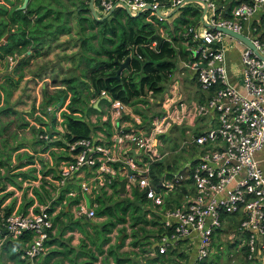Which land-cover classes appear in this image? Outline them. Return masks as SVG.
<instances>
[{
	"label": "built area",
	"instance_id": "built-area-1",
	"mask_svg": "<svg viewBox=\"0 0 264 264\" xmlns=\"http://www.w3.org/2000/svg\"><path fill=\"white\" fill-rule=\"evenodd\" d=\"M186 1L192 0H94L98 12L107 13L116 6H126L130 11L148 12L159 20L164 18L162 11L182 6ZM200 1L202 6L198 9L203 15L181 31L187 50L183 64L194 72L199 87L207 92L204 99L188 111L208 117L212 123L182 143L187 149L197 147L196 151L177 169H167L157 181L161 189L156 188L150 168L161 154L155 149L151 132L155 129L163 132L166 124L173 123V116L181 117L165 110L152 120L149 132L143 128L125 130L120 124L110 144L91 135L68 140L65 148L69 158L63 162L56 181L64 184L86 165L111 176L122 169L126 175L125 190L137 187L143 197L157 205L163 204L165 191L185 185L180 203L164 211L156 251L164 253L184 239L196 240L197 263L208 256L215 242L217 249L227 242L240 248L246 261L264 264V35L253 19L264 0H240L232 6L226 0ZM215 26L242 33L252 46ZM234 40L240 45L241 89L230 83L227 72L225 49L232 46ZM147 45L155 48L156 41ZM6 57L11 66L15 54ZM100 94L108 96L115 115L126 111L127 104L120 98L112 97L105 89ZM45 107L53 110L51 104ZM132 116L141 123L139 114ZM38 137L51 141L54 136L43 130ZM126 143L143 151L145 157H141V163L137 164L135 158L128 155ZM116 147L121 149V155L114 154ZM115 160L121 163L117 168L112 166ZM128 168L131 173H127ZM111 176L104 180L110 182ZM81 187L87 190L88 184L82 182ZM75 212L77 216L95 214L92 207L82 203ZM51 230L47 205L27 212H8L0 206V242L27 231L32 233L20 254L28 264H42L37 258L45 253V240Z\"/></svg>",
	"mask_w": 264,
	"mask_h": 264
},
{
	"label": "crops",
	"instance_id": "crops-1",
	"mask_svg": "<svg viewBox=\"0 0 264 264\" xmlns=\"http://www.w3.org/2000/svg\"><path fill=\"white\" fill-rule=\"evenodd\" d=\"M226 1L229 2L231 0ZM0 2H5L9 7L16 6V8H19L18 6L21 4L22 0H20V2L18 0H11L12 3L5 0H0ZM220 2L223 1L218 0V3ZM36 5L39 8L38 12H42L45 8L48 9V7L54 8V11H57L59 16H62L61 13H63L62 19H52L54 11L51 9L52 11L38 22V26L35 30L37 36L40 38V44L33 47L30 43L26 45L25 50L21 53H9L12 55L15 54V61L11 66H9L6 57L8 54L3 58H0V64H4L5 67H7L5 70H9L10 73H13L16 66V70L20 69L21 71L19 72H22L24 65H28L34 58H39L44 54L48 55L50 52L52 53L57 50H62L63 47L60 46L61 43L59 41L66 39L70 40L69 37L77 36L80 42L71 43L70 47L67 48V50L71 48L73 49L72 54H65L62 58L68 57L66 60L74 64L72 60H74L73 57L76 56V69L79 70V74H74L72 76H78V80L80 81L79 86H75V90L77 91L76 96L79 98L77 103L82 107V109H79V112L76 113L81 116L87 124H89L91 128L90 135L102 142L110 144L111 137L114 134L116 127L120 124L125 130H139L143 128L145 131L149 132L152 127V120L165 110L171 111L174 115H177L178 113L181 117L177 118L173 116V123L171 125L166 124L164 126L165 131L160 132V130L155 129L151 134L152 141L156 147L155 149L161 153L159 158L157 157L155 160L163 163L160 176L167 169H177L180 167L182 162L190 157L191 152L194 153L197 148L191 146L190 149H187L182 146V143L189 140L192 135L201 132V130H194L189 134L186 132V127L187 129L191 127L196 129V120L192 121L194 116L202 118L190 113L188 109L198 101L203 100L207 94V92L203 91V93L196 96L193 94V91L191 92V87L194 82H185L182 68H188L183 64V60L187 57V50L182 43L181 31L186 24L190 23L183 21L184 17L186 16L189 18L191 22L197 21L200 19L201 15H203L202 10L200 11L198 7H194L192 4H189L190 7H186L187 5L173 7L169 10L166 9V11H162L164 18L161 20L157 19L154 15H150L148 12L144 14V17L140 22L145 24H147V22L152 23L155 33L170 40L177 51V53L169 58L173 64L171 67L172 72L169 74L168 69H166V71H168L167 77L160 81V88L158 90L145 86L142 91L131 99V102H125L127 104V109L123 114L115 115L111 112L108 96H103L100 93L94 94V87L92 82H90L88 75H83L84 73L82 74L83 71L88 72L93 69L98 62L101 61L103 63L107 57V53L104 49L98 46V41L96 39H93V43L99 48L97 52L95 49L87 48L86 43H83L84 41H82L86 38V34L90 28L85 21H83L85 29H83L84 31L80 30L81 26L76 9L78 6L83 7L85 5L89 8V0H78L77 3H73L72 0H51L50 2L49 0H40L39 2H36ZM116 7L124 8L126 14L131 17H137L142 14L139 11L130 10L129 14L126 11L125 6ZM183 7L190 8V11L185 13ZM180 8L183 11L180 10ZM192 8H196V15L193 14L194 9ZM112 11L102 13L98 12L95 8L96 17L91 14V11L90 14L95 19H103L111 14ZM207 13L208 12H206V14ZM106 14L108 15L105 16ZM262 15H264L263 5L255 12L253 19L257 22L259 30H261L264 35ZM125 19L126 15L122 17V20ZM50 22L54 25H49ZM59 23L65 24V27L67 26L68 29L59 31L57 26ZM17 27L18 25L15 23L11 27V32L13 33ZM54 29H56V31L50 32ZM27 35L28 32L26 33V37L29 38ZM8 36L9 33L3 34L0 38V43L6 42ZM2 38L5 40L2 41ZM13 39L11 41H13ZM152 41L156 40L153 39ZM179 44L182 46L184 53L178 52V49L180 48ZM89 58L92 59L90 65ZM23 59L27 61L20 64ZM55 61L57 62V60ZM226 64L230 83L241 89L240 66L238 67L239 69H237L236 74H234V66L227 56ZM100 66L102 67V64ZM121 70H123V68ZM189 71L195 78L194 72L191 69H189ZM107 74L108 71L102 76ZM14 76L17 78V73H15ZM56 82H59L54 84L57 88L65 86V83H63L65 81L62 79H59V81L57 80ZM69 94L72 96L73 92L68 89L67 95H62L60 105H58L60 97L55 104L50 103L56 112L47 115V112L44 111L45 115L43 116V119H41L40 125L34 123L35 127H33L36 128L34 141L38 140L41 142L40 148L34 149L35 153L30 152L31 155L26 153L27 158H23L24 160L19 159L13 168L8 169L6 166L10 160L12 151L19 149L17 146H13L10 150L7 149V153L0 152V206L8 212H27L33 209L36 210L40 205L44 204L47 205L50 212L52 230L50 232V237L45 240V253L37 258V261L42 264H53V262L56 264H138L137 261L138 258H140L139 251H141V257L143 256L142 258L144 261L143 264L155 263L159 258L163 260V257L167 259L170 258L172 260L169 262L170 264H174V262L178 264H197L200 262L201 264L203 262L201 260L197 263L195 262L197 247L196 240L191 242L184 239L177 246L168 249L164 253H158L156 251L158 234L162 231H160V229H163L162 220L165 217L164 211L166 208L180 203L182 200V188L180 189V187H176L167 191L163 188V191H165L163 195L164 202L162 205H157L151 200L143 197L142 193L139 197L135 198L132 193L134 187L129 191L124 189V192L122 193L118 191V182L116 180L126 176L122 169L118 170L115 175L111 176L110 173L99 172L95 166L86 165L74 172L64 184H59L56 181L59 170L63 166V162L69 158V152L65 148L66 142L68 141L66 137V128L63 124V116L61 115L62 111L67 110L68 103L70 102V100L68 102ZM108 94L110 93L108 92ZM11 95L12 92L10 93L8 100ZM3 96L4 94L1 97L0 104L8 101H4ZM42 100L44 106L48 104L45 101V96ZM6 111L8 112L9 109L5 110L3 113H7ZM25 113L26 112H24V114ZM135 113L141 116V123H137L134 120L132 114ZM206 119L208 120V118ZM208 122L209 121H207V124ZM175 128H180L181 133L183 134V137L180 139L181 144L179 148L176 149L177 152L174 156L166 157L165 155V157H162L163 152L160 151L159 145H162V148H164L165 145H163L162 140L168 139L164 137L167 135L170 136ZM43 130L52 133L54 136L53 140L45 141L44 139H39L38 134ZM126 144L129 146L128 155L133 156L137 164L141 163V157H145L143 151L135 148L134 145L130 143ZM0 145L4 146L5 143H0ZM25 149L28 150L27 147H25ZM113 151L115 155H121V149L118 147L114 148ZM166 154H168V151H166ZM19 155L22 154L19 153ZM120 165L121 163L119 160L112 162V166L116 168ZM107 176H111L110 182L104 180V177ZM82 182L88 184L87 190L82 189ZM156 188L161 189V186L158 184ZM171 191H175L176 193L172 195L170 193ZM123 196L126 197L116 199V197ZM100 200H102V202ZM79 203L85 204L87 207H92L95 211L94 215H97L98 217H108L107 221L102 222V228L107 231L106 234L110 233L111 229L116 225H125L121 229L122 232L118 234L116 242L110 244V239L107 240V237L104 239L103 247L106 248H104V251H102V249L99 250L102 251L101 253H105V258L102 260H97V256L93 254L87 256V252L83 249L75 250L74 246L66 245L63 239L60 238L65 231L75 232L80 235L89 234V219L86 221L81 217L84 216L86 219L91 218V222L96 220L93 219L94 215L91 217H88L85 214L77 216L75 211ZM59 206H61L60 210ZM105 207H107L106 211H101ZM70 212L75 219L74 221L68 220L67 222H64L61 220V216H68ZM64 220L66 221V219ZM60 222L63 223L60 228V235L53 236L54 226H59ZM150 236H152V240L148 239ZM3 242L4 241L0 242V246ZM28 243L29 241H25L24 244L27 245ZM214 246H216L217 249V242L214 243ZM1 261L7 263V261L11 260L7 258L6 251H1L0 247V262ZM159 263L160 262H158V264Z\"/></svg>",
	"mask_w": 264,
	"mask_h": 264
},
{
	"label": "trees",
	"instance_id": "trees-1",
	"mask_svg": "<svg viewBox=\"0 0 264 264\" xmlns=\"http://www.w3.org/2000/svg\"><path fill=\"white\" fill-rule=\"evenodd\" d=\"M5 1L12 3L11 0ZM37 1L39 2L40 0H30L24 10L16 8V6L9 7L5 2H0V38L3 34L9 33L7 41L0 43V58H3L9 53L23 52L27 44L31 43L33 47L40 44V38L35 31L38 22L55 9L48 7V9L45 8L42 12H38L39 8L36 5ZM50 1L51 0H49V2ZM239 1L240 0H231L229 5L232 6ZM72 2L77 3L78 0H72ZM184 10V12L187 13L190 11V8H185ZM76 12L79 17V23L81 26L80 30L84 31L83 29H85L83 21H85L90 28L86 34V38L82 40L84 41L83 43H86L87 48L95 49L96 52L99 50L98 46H100V48L104 49L107 53L106 60H104L103 63L100 61L96 65L94 64L95 67L90 71L82 72V74L84 73L83 75L87 74L90 82H92L94 94H98L102 89H105L112 95V97L120 98L124 102L129 103L145 86L158 90L160 88V81L166 79L168 71L169 74H171V67L173 64L169 58L177 53V51L170 40L155 33L152 23L147 22V24L142 23V25H139L140 21H137L136 17L127 15L122 7H116L113 9V17H111L109 21H107V17L103 19L93 18L86 5L83 7L78 6ZM196 12L197 10L194 9L193 14L196 15ZM226 13H228V11ZM61 15L63 16V13H61ZM124 15H126V19L122 20ZM62 16H59L57 11H54L52 19L61 20ZM262 20L264 24V15H262ZM183 21L190 23L195 22H191L186 16ZM15 23H17L18 27L12 33L11 27ZM50 23L49 25H54L53 23ZM57 26L59 31L68 29L63 23H59ZM54 31H56V29L53 31L51 30L50 32ZM27 32L29 38L26 37ZM12 39L13 41H11ZM93 39L98 41V46H95ZM153 39L156 40L155 48L147 45V43L151 42ZM179 46L180 48L178 49V52L184 53L182 46L180 44ZM127 56H130L128 67H123V70H121L117 76L116 70L119 63L124 61ZM26 61L27 60L23 59L20 64ZM91 61L92 59L89 58V65ZM101 64L102 67L100 66ZM15 69L16 66L14 71ZM166 69H168V71H166ZM106 71H108V74L102 76ZM21 76L22 72L17 73L16 78L13 73L9 72V70H5L0 74V101L3 95L2 92H4V101L8 100L11 93L10 87H15ZM62 80L65 81L63 82L65 83V86L57 88L56 93L48 95L44 90L45 101L48 104H55L60 96L67 95L68 89L72 91L73 95L70 98L67 110L62 111L61 113L63 116V124L66 128V137L68 140H73L78 137L89 136L91 132L89 124H87L82 117L76 113L79 112V109H82L81 105L77 103L79 98H77V91L75 90L80 83L78 76L63 78ZM7 109H9L8 106H0V111L2 112ZM162 166L163 163L158 160L152 165L151 175L153 181L157 185ZM182 190H186L185 185L182 186ZM132 193L135 198L141 195V192L137 187L133 188ZM100 201L102 202V200ZM106 209L107 207L103 208L101 211L104 212ZM161 230L163 229H160V231ZM31 238L32 233L28 231L17 238H7L0 246L1 251H6L7 258L10 259L13 264H28L23 258H21L20 254L26 245L24 244L25 241H30ZM0 264L7 263L1 261Z\"/></svg>",
	"mask_w": 264,
	"mask_h": 264
},
{
	"label": "rangeland",
	"instance_id": "rangeland-1",
	"mask_svg": "<svg viewBox=\"0 0 264 264\" xmlns=\"http://www.w3.org/2000/svg\"><path fill=\"white\" fill-rule=\"evenodd\" d=\"M20 2V0H18ZM218 2V0H215ZM224 1V0H220ZM189 4L194 5V7H201V1H186L183 6L187 5L186 7H190ZM28 5V4H27ZM183 9H185L183 7ZM196 9V8H192ZM180 10H182L180 8ZM183 11V10H182ZM144 13L137 16V21H142L144 17ZM113 17V13L109 14L107 16V21L110 20V18ZM139 25H142V22H139ZM263 27V26H262ZM70 40H63L59 41L61 43L60 46L63 47L62 50H57L56 52H50L48 55H42L39 58H34L30 63L27 65H24L22 68V76L20 77L19 81L17 82L16 86L10 87V90L12 92V95L10 96V99L6 103H1L0 105L8 106L9 111L7 113H3L0 111V143H5L4 146L0 145V152L7 153L10 148L13 146H17L19 150H14L11 153L10 160L6 166V168L11 169L14 167V165L17 163L19 159L24 160L23 158H27L26 153L29 155L30 152H34L35 148H40V141L35 140L34 141V134L36 132V128L34 123L40 125L41 119H43L44 111L47 112V115L52 114L53 112H56L55 109L48 111L46 107L44 106L42 98L45 92L48 93V95L56 93L57 87H55L59 82H56L59 79L71 77L74 74H79V70L76 69V56H74V64L66 60L68 57L62 58L65 54L70 55L72 54V48L67 50L68 47H70L71 43H77L80 42L79 38L77 36L75 37H69ZM2 41L5 39L2 38ZM234 44L232 46H227L225 49L226 56L231 61L232 65L234 66V74H236L237 69H239L238 64V53H239V47L240 45L234 40ZM78 45V44H77ZM61 57V58H60ZM57 60V62L55 61ZM7 67H5L4 64H0V74L4 72V70ZM14 71V70H13ZM20 69H15V73H21ZM13 72V73H14ZM14 73V74H15ZM182 74L185 78V82H194V84L191 87V92L193 91V94L196 96L200 93H203V90L199 87L197 81L195 80L194 76L190 73L188 68H182ZM196 82V83H195ZM44 86V87H43ZM17 87V88H16ZM2 94H4L2 92ZM71 94H69L68 102L70 100ZM195 96V97H196ZM67 102V103H68ZM153 109V108H152ZM86 110V109H84ZM24 112H26L24 114ZM205 118H198L194 116L193 120H196L197 127L196 129L188 128L186 127V132L189 134L191 131L194 130H201L203 131L205 128L212 126V123L207 124V119ZM56 120V119H55ZM54 120V123H55ZM193 123V122H192ZM34 126V127H33ZM54 132V131H53ZM183 137V134L181 133L180 128H175L171 135H167L163 139L162 143L164 148H162V145H159L160 151L162 153V157H169L174 156V154L177 152L176 149L179 148L181 141L180 139ZM60 140V139H59ZM21 146V147H20ZM25 147L28 148V150L25 149ZM264 149V147H263ZM166 151H168V154H166ZM159 152V151H158ZM22 154V155H19ZM35 153V152H34ZM159 154H161L159 152ZM46 156V154H45ZM45 158V157H43ZM172 158V157H171ZM42 159V158H41ZM41 167V163H40ZM34 184V183H32ZM177 191V190H176ZM172 195L176 193L175 191L170 192ZM123 197H116V199L125 198ZM49 203V202H48ZM61 206H59L60 210ZM84 220L88 221L89 223V234H77L75 232H67L65 231L60 238L63 239V241L66 243V245H72L74 246L75 250L83 249L85 250L86 255L90 256V254L97 256V260H102L105 255V253H101L104 251L106 247H103L104 239L107 237V240L110 239L111 243L113 244L116 242L118 234H120L122 231V227L125 225H116L114 228L111 229L110 233L106 234V230H103L102 228V222H105L108 220V217H98L97 215H94L93 219L96 221L91 222V218L81 217ZM66 219V221L64 220ZM61 220L64 222H67L68 220L74 221L71 212L68 216H61ZM83 220V221H84ZM62 224L60 222L59 226L55 225L53 229V236H59L60 235V228L62 227ZM113 227V226H112ZM128 232V231H127ZM149 240H152V236L148 238ZM102 249V251H99ZM214 250L210 251L207 257L203 259V262L201 264H260L256 261H245L243 257L242 250L240 248H236L235 245H231L227 242L224 243L222 248L216 249V246L213 248ZM218 254V255H217ZM142 252L139 251V257L138 258V264H143V256L141 257ZM91 259V258H90ZM170 259V258H169ZM167 259L163 257L162 259H158L157 262L152 264H170L172 260ZM247 262V263H246ZM7 264H13L11 261H7ZM53 264H56L53 262ZM150 264V263H148ZM174 264H178L174 262ZM200 264V263H197Z\"/></svg>",
	"mask_w": 264,
	"mask_h": 264
},
{
	"label": "water",
	"instance_id": "water-1",
	"mask_svg": "<svg viewBox=\"0 0 264 264\" xmlns=\"http://www.w3.org/2000/svg\"><path fill=\"white\" fill-rule=\"evenodd\" d=\"M28 1H29V0H22L21 4H20L18 7H19L20 9H23V10H24V9L27 7ZM263 6H264V4H263ZM89 8H90L91 14H92L94 17H96V12H95V8H94V0H89ZM148 8H150V7L148 6ZM125 9H126V11L130 14L129 9H128L126 6H125ZM108 14H109V13H108ZM108 14H106L105 16H107ZM215 27H216V28H219V29L223 30L224 32H227V33H229V34H231V35H234V36H236L237 38L242 39L246 44L252 46L250 40H249L245 35H243L242 33L232 31L231 29H229V28H227V27H218V26H215ZM129 57H130V56H127V57L125 58L124 61H122V62L119 63V66H118V68H117V70H116V74H117V75L119 74L120 70H121L123 67L128 66V63H129ZM61 101H62V96H60V99H59L58 105H60ZM127 173H131V169H130V168H128ZM125 180H126V176H124V177H122V178H118V179L116 180V181L118 182V191L121 192V193L124 192V189H125V188H124V187H125Z\"/></svg>",
	"mask_w": 264,
	"mask_h": 264
}]
</instances>
